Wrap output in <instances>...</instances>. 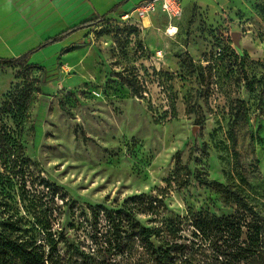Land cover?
<instances>
[{
	"label": "rangeland",
	"instance_id": "rangeland-1",
	"mask_svg": "<svg viewBox=\"0 0 264 264\" xmlns=\"http://www.w3.org/2000/svg\"><path fill=\"white\" fill-rule=\"evenodd\" d=\"M259 4L264 0H217L205 8L190 3L172 20V35L162 14L147 27L133 18L107 17L79 45L61 49L52 63L2 70L0 120L11 122L3 111L10 97L23 99L19 139L34 184L21 195L18 183L0 184V219L18 213L32 223L39 217L51 225L60 251L69 243L84 245L102 264H147L140 225L185 242L194 263H233L235 243L248 235L245 226L237 238L224 233L218 240L212 234L204 239L193 220L208 214L243 221L251 215L193 174L237 189L264 220ZM234 31L240 47L233 43ZM219 43L229 49L215 57ZM135 78L144 85L137 91ZM187 158L192 174L185 169ZM101 207L109 219L103 210L94 213ZM84 218L93 220L92 229Z\"/></svg>",
	"mask_w": 264,
	"mask_h": 264
},
{
	"label": "trees",
	"instance_id": "trees-1",
	"mask_svg": "<svg viewBox=\"0 0 264 264\" xmlns=\"http://www.w3.org/2000/svg\"><path fill=\"white\" fill-rule=\"evenodd\" d=\"M259 10L264 13V4L258 5ZM103 21V17H97L93 20L84 21L79 25L69 27L59 34L46 38L38 48L62 41L70 32L77 29H90L91 26L97 25ZM221 47L219 55L215 57H222L227 52L229 47L219 43ZM68 46L63 48V52H67ZM33 51H28L15 58H0V66H17L23 68L28 66L29 56ZM232 53V52H231ZM143 87V81H138L136 78L132 81V87L135 91ZM20 100V97H10L3 105V111L10 114L11 122L0 120V184L8 188L15 183H18L20 195L27 193V184H34L30 181L27 175H31V167L29 158L25 155L23 147L20 143V125L23 119L25 104ZM1 118V117H0ZM231 152L235 163L239 161V153L236 148V139L234 133L230 131ZM189 158L185 161V169L187 174H192L188 165ZM193 177L201 185L218 187L222 195L227 199H232L240 209L244 210L250 219H244L233 215L213 216L204 214L198 216L193 220V226L205 234L208 238L209 234L213 235L216 240L223 237L224 233L227 236L238 237L242 225L247 229L248 235L243 243H235L233 263L240 264L239 261L245 262L243 264H264V220L257 216L253 209V205L241 194L237 189L224 185L222 182L194 173ZM40 185H48L43 183L42 179L35 177ZM4 204V203H3ZM2 203H0V206ZM103 210L106 217L109 219L108 210L105 208H98V212ZM95 215V216H96ZM93 220L95 217L92 216ZM50 220V214H49ZM93 220L84 218L86 228L93 227ZM46 221L49 223L48 218ZM16 214H6L0 219V264H102L96 262L89 251H86L84 245H69L63 251L58 249V239L50 226H46L44 221L39 217L32 223ZM29 224V225H28ZM169 233L171 232L170 229ZM213 232V233H212ZM139 238L143 244L146 258L143 263L147 264H197L193 259L186 254L187 245L183 241H175L159 236L160 229L149 228L146 226H139ZM156 237H159L156 238ZM156 239L159 243L155 244ZM215 240V241H216ZM254 262V263H249ZM116 264V263H105Z\"/></svg>",
	"mask_w": 264,
	"mask_h": 264
},
{
	"label": "crops",
	"instance_id": "crops-1",
	"mask_svg": "<svg viewBox=\"0 0 264 264\" xmlns=\"http://www.w3.org/2000/svg\"><path fill=\"white\" fill-rule=\"evenodd\" d=\"M143 1L145 0H0V58H15L33 51L29 56V65L50 64L65 46L70 45V48L79 45L87 29L74 30L62 41L38 48L46 38L97 17L104 19L118 16ZM215 2L217 0H182L183 12L185 5L190 3L205 8L213 6ZM160 14L164 15L156 11L140 22L147 27ZM11 67L0 66V73Z\"/></svg>",
	"mask_w": 264,
	"mask_h": 264
},
{
	"label": "built area",
	"instance_id": "built-area-1",
	"mask_svg": "<svg viewBox=\"0 0 264 264\" xmlns=\"http://www.w3.org/2000/svg\"><path fill=\"white\" fill-rule=\"evenodd\" d=\"M156 11L163 13L169 20L168 27L166 28L167 34H174L176 32V25H172L171 22L172 20L179 19L183 14V4L181 0H145L141 3H138L133 8L121 13L120 17L124 20L126 19V21H129L131 18H133V21L137 22V26L140 27V21ZM170 26L174 28L173 33H171L169 29ZM220 51L221 47L217 46L215 50V56L219 55ZM156 54L161 56L162 50H157Z\"/></svg>",
	"mask_w": 264,
	"mask_h": 264
},
{
	"label": "water",
	"instance_id": "water-1",
	"mask_svg": "<svg viewBox=\"0 0 264 264\" xmlns=\"http://www.w3.org/2000/svg\"><path fill=\"white\" fill-rule=\"evenodd\" d=\"M232 36V40L233 43L235 44L236 47H240V43H239V36L240 33L238 31H234L231 33ZM197 126H192L191 127V135L194 137L195 136V130H196Z\"/></svg>",
	"mask_w": 264,
	"mask_h": 264
},
{
	"label": "bare ground",
	"instance_id": "bare-ground-1",
	"mask_svg": "<svg viewBox=\"0 0 264 264\" xmlns=\"http://www.w3.org/2000/svg\"><path fill=\"white\" fill-rule=\"evenodd\" d=\"M170 31H171V33H173V31H174V28L172 27V26H170ZM167 33V32H166Z\"/></svg>",
	"mask_w": 264,
	"mask_h": 264
}]
</instances>
